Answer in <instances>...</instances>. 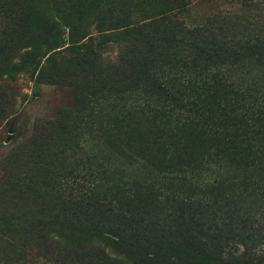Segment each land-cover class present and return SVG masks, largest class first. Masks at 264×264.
<instances>
[{
  "label": "rangeland",
  "instance_id": "374dc122",
  "mask_svg": "<svg viewBox=\"0 0 264 264\" xmlns=\"http://www.w3.org/2000/svg\"><path fill=\"white\" fill-rule=\"evenodd\" d=\"M103 1L75 8L88 36L40 75L26 37L67 44L69 5L0 0V264H212L222 243L246 257L222 264H264V127L233 119L264 105V0ZM154 79L174 84L161 101ZM128 218L197 231L161 254L134 247Z\"/></svg>",
  "mask_w": 264,
  "mask_h": 264
},
{
  "label": "trees",
  "instance_id": "16d2710c",
  "mask_svg": "<svg viewBox=\"0 0 264 264\" xmlns=\"http://www.w3.org/2000/svg\"><path fill=\"white\" fill-rule=\"evenodd\" d=\"M62 2V4H67L68 8H66L67 13H65L64 17H63V21H64V25L65 27L68 29V41L67 44H63L62 40L60 39H30V34L27 35L25 43L27 45V47H29L31 49V65L33 64H37V66L39 65L37 58H44L42 65L39 66V73L40 75L43 74L44 72H47L48 70L52 71V65H54V61H55V56L60 55L63 52H67L73 49H80L81 46V42L88 36V34L84 31L83 27H81V25L79 24V20L76 19L74 17V11L75 8H77V6L79 7V9H81L83 6H86V3L89 2V0H60ZM86 2V3H84ZM97 3L99 4L100 7V11L99 13H104L103 8H104V1L103 0H97ZM25 10V8H23ZM78 9V8H77ZM78 9V10H79ZM61 12H63V9L60 10ZM119 14H116V17H118ZM116 17L114 19H116ZM28 16H24L22 18V20L27 21L28 20ZM53 23L55 24L58 20L57 17L53 18ZM60 22V21H59ZM110 23V22H108ZM97 25L98 27H102L104 24H106V21L104 22L103 19H100V21H98ZM152 27V24L147 26ZM143 29V27L139 28L138 30ZM137 30V31H138ZM187 30V32H189V35L194 34V35H200V31H202L203 33L205 32L204 30L198 28V27H194L189 29H185ZM135 31V30H133ZM65 45H67V47H65ZM64 47V48H63ZM58 50V51H56ZM50 53L48 56L47 54ZM35 56V60L33 61V58ZM47 56V57H46ZM46 57V58H45ZM33 62V63H32ZM197 62V60H196ZM36 67V66H35ZM34 67V68H35ZM104 74L101 73L100 69L96 75V84H97V98H96V107H100L103 106V102L105 103V99H103L102 97H99V93H101V89L104 88V83H105V79H104ZM158 79H154L151 84L149 85V90L147 95H149L151 98L157 97L158 101H161V99H163L162 97H160V92L163 93V95H167L171 92V90L174 87L173 82H167V83H163L160 84L157 81ZM166 87L163 88L162 87ZM159 92V93H157ZM193 94H195V92H193ZM200 98H192L191 101H189V95H187V97H181L179 99V102L181 104H183V108L185 107H196L198 105H201V102L199 101ZM236 114V113H235ZM234 115L233 119L236 118H245L246 120L249 121V123H257L259 125L260 128L264 127V105L263 106H259L257 107V109H255V111H250V110H245L243 111L242 114L239 115ZM211 119L207 118L206 121L213 124L211 121ZM201 122L200 121L197 123V125H199ZM175 130V129H174ZM215 134L220 135V133H214L212 134V136L214 137L213 140H215ZM176 136V135H175ZM202 136V134L200 135V137ZM211 136V137H212ZM125 150H132L131 148H125ZM129 158V157H128ZM209 202H207L206 204H208ZM183 206H185L186 208L188 207L189 204H185L182 203ZM187 210V209H186ZM188 212V211H187ZM189 214V213H188ZM185 217V213L184 212H180V215L177 217V220L179 217ZM121 217V216H120ZM189 217V215L186 216V219ZM68 219H65L64 221H67ZM125 221H127L128 224V230L132 233V237L134 238V244H136L134 247L135 248H142L144 244L150 243V242H154V244H156L157 242H160L161 245L160 247L155 246L158 250L155 251L157 253H166V251L168 249H180L181 247L179 246H186L188 247L191 245V242L194 239V234L196 233L197 230H194V227L192 224L185 222L184 224L179 223L177 221H173L174 225H170L169 229L167 225H164L163 227L160 226H156V225H152V224H142L141 222H137L135 220H133L132 218L126 219ZM48 223H53L55 222L54 219H51L49 221H47ZM95 226V225H94ZM127 226V225H126ZM228 227V226H227ZM98 228V227H96ZM81 229V233H83L84 229ZM99 231H101V228H98ZM229 229V228H228ZM117 230V229H116ZM90 230H88L87 232H89ZM217 230L211 229V232H215ZM218 232V231H217ZM176 235L175 236V240L172 242V244L170 245V241L168 240V243L170 245V247L168 248V246L166 244H162V242L166 243L167 242V236H172V235ZM32 233H29V236H32ZM110 239L112 238L114 240V238L116 239V241L121 240L119 237H117L114 233H112L111 231H106L104 234V237H107ZM36 238V237H35ZM107 238V239H108ZM34 239V238H31ZM178 240H181V242L179 243ZM219 237L216 238H211L210 241L212 242V245H209L210 248V253H220V249L217 247L219 245ZM239 241V239H238ZM226 246V244L222 243V259H226V260H220L217 259L216 262L212 263V264H222L223 261H226V263H228V258L234 256L235 252L234 251H224V247ZM155 252L152 253V255L155 254ZM49 258L45 261V264L48 263L50 264L51 262H53L54 264H70L68 263V261L65 259L64 256V261H59L57 262L58 258H56L55 256L57 255H53L54 253H46ZM237 255V256H236ZM235 255V259H245V252L242 254H236ZM5 257L7 255H4ZM60 256V255H58ZM66 257L68 260H72V258L70 259L69 254L66 253ZM15 264H23L20 262V260L14 261ZM71 262V261H69ZM72 263V262H71ZM250 264H252V262H249ZM31 264V263H29ZM44 264V263H43ZM89 264H91L89 262ZM254 264H262L260 263L259 260L254 261Z\"/></svg>",
  "mask_w": 264,
  "mask_h": 264
}]
</instances>
